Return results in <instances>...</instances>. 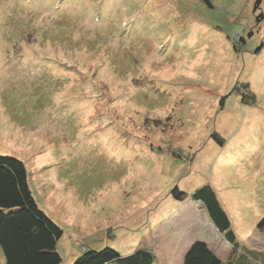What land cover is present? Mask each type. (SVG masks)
Here are the masks:
<instances>
[{
	"label": "rangeland",
	"instance_id": "1",
	"mask_svg": "<svg viewBox=\"0 0 264 264\" xmlns=\"http://www.w3.org/2000/svg\"><path fill=\"white\" fill-rule=\"evenodd\" d=\"M256 1L0 0V154L25 162L39 205L64 228L61 264L109 244L123 255L147 246L158 264H183L195 239L227 260L233 246L191 198L209 182L241 246L264 250V18L256 20ZM44 38L70 66L60 89L48 87L47 70L35 80L21 65L23 43ZM244 82L254 106L234 88ZM111 127L117 136L106 140ZM176 185L184 201L171 195Z\"/></svg>",
	"mask_w": 264,
	"mask_h": 264
},
{
	"label": "trees",
	"instance_id": "2",
	"mask_svg": "<svg viewBox=\"0 0 264 264\" xmlns=\"http://www.w3.org/2000/svg\"><path fill=\"white\" fill-rule=\"evenodd\" d=\"M205 1L212 5L211 0ZM47 40L44 38L34 45L31 39L29 42L25 41L21 54L25 62L21 65L25 70L32 71L35 80L42 79L44 77L42 72L47 70L48 78L53 82L48 87L59 88L58 85L69 83V79L64 76L70 66L63 63V55H60L58 47ZM234 88L244 89L246 91L244 95L251 98V101L247 102L254 106L255 94L248 91V83L236 84ZM114 101L113 99L112 102ZM81 110L82 107L78 113L79 121L88 114L87 111L80 113ZM111 114L112 110L109 108L103 111L104 124L110 126L113 124ZM89 126L93 125L88 122L86 127ZM113 134L116 137L117 131L111 127L103 138L112 139ZM212 134L214 143L224 144L225 137L221 132L214 130ZM171 195L176 200L184 201L187 194L176 185ZM191 198L203 203L212 224L224 240L233 246L234 251L227 260H223L209 243L195 239L186 249L183 264H257L258 261L264 263V250L241 246L233 228L232 218L224 207L218 190L211 182L195 189ZM257 229L264 231V215L257 223ZM64 234V228L39 205L30 185L25 162L10 154H0V245L5 255V264H61L63 257L58 247ZM241 249L247 251L250 257L241 254ZM132 251H128V255H123L113 244L101 249L83 247L82 254L76 255L70 264H158V257L151 248L138 246ZM241 256L243 258L246 256V259Z\"/></svg>",
	"mask_w": 264,
	"mask_h": 264
},
{
	"label": "water",
	"instance_id": "3",
	"mask_svg": "<svg viewBox=\"0 0 264 264\" xmlns=\"http://www.w3.org/2000/svg\"><path fill=\"white\" fill-rule=\"evenodd\" d=\"M261 2H262V0H257L256 1L255 7H254V11H257V9L259 8ZM263 18H264V13L263 12H261L258 16H256L257 22H260Z\"/></svg>",
	"mask_w": 264,
	"mask_h": 264
},
{
	"label": "flooded vegetation",
	"instance_id": "4",
	"mask_svg": "<svg viewBox=\"0 0 264 264\" xmlns=\"http://www.w3.org/2000/svg\"><path fill=\"white\" fill-rule=\"evenodd\" d=\"M257 12L261 13L262 12V8L261 9H258ZM256 16H258L259 14L255 13Z\"/></svg>",
	"mask_w": 264,
	"mask_h": 264
},
{
	"label": "crops",
	"instance_id": "5",
	"mask_svg": "<svg viewBox=\"0 0 264 264\" xmlns=\"http://www.w3.org/2000/svg\"><path fill=\"white\" fill-rule=\"evenodd\" d=\"M191 242H192V241H189V242H188V246L190 245ZM188 246H187V247H188ZM213 249H214V248H213ZM214 250L216 251V249H214ZM185 252H186V251H185Z\"/></svg>",
	"mask_w": 264,
	"mask_h": 264
},
{
	"label": "clouds",
	"instance_id": "6",
	"mask_svg": "<svg viewBox=\"0 0 264 264\" xmlns=\"http://www.w3.org/2000/svg\"><path fill=\"white\" fill-rule=\"evenodd\" d=\"M204 206V205H203Z\"/></svg>",
	"mask_w": 264,
	"mask_h": 264
}]
</instances>
